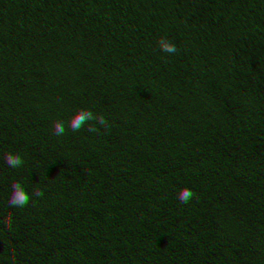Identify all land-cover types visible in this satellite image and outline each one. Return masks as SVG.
<instances>
[{
    "label": "trees",
    "instance_id": "16d2710c",
    "mask_svg": "<svg viewBox=\"0 0 264 264\" xmlns=\"http://www.w3.org/2000/svg\"><path fill=\"white\" fill-rule=\"evenodd\" d=\"M0 264H264V0H0Z\"/></svg>",
    "mask_w": 264,
    "mask_h": 264
},
{
    "label": "clouds",
    "instance_id": "9594fccd",
    "mask_svg": "<svg viewBox=\"0 0 264 264\" xmlns=\"http://www.w3.org/2000/svg\"><path fill=\"white\" fill-rule=\"evenodd\" d=\"M160 49L168 54H176L179 50L175 43L169 41L167 37H161L158 40ZM102 126L105 130L110 128L108 120L102 114H95L90 109H77L75 114L68 121V128L72 132H77L87 125V131L90 133H98L99 129L96 125ZM65 133V122L63 120L54 121L53 134L62 136ZM4 160L11 168H19L23 164V160L19 154L5 153ZM11 195L8 199L10 207L23 208L29 202V195L25 191L23 185L19 181H13L11 184ZM35 197H42L43 190L39 187L33 189ZM194 196V192L190 188H182L177 198L181 203H187Z\"/></svg>",
    "mask_w": 264,
    "mask_h": 264
}]
</instances>
